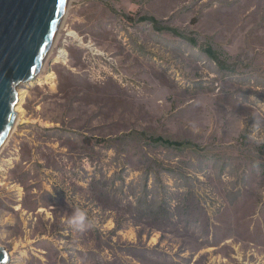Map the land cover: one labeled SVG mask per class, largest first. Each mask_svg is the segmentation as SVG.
<instances>
[{"label":"rangeland","instance_id":"obj_1","mask_svg":"<svg viewBox=\"0 0 264 264\" xmlns=\"http://www.w3.org/2000/svg\"><path fill=\"white\" fill-rule=\"evenodd\" d=\"M18 93L7 264H264V0H70Z\"/></svg>","mask_w":264,"mask_h":264},{"label":"water","instance_id":"obj_2","mask_svg":"<svg viewBox=\"0 0 264 264\" xmlns=\"http://www.w3.org/2000/svg\"><path fill=\"white\" fill-rule=\"evenodd\" d=\"M70 0H0V151L18 114V88L34 80L56 40ZM0 247V264L9 262Z\"/></svg>","mask_w":264,"mask_h":264},{"label":"clouds","instance_id":"obj_3","mask_svg":"<svg viewBox=\"0 0 264 264\" xmlns=\"http://www.w3.org/2000/svg\"><path fill=\"white\" fill-rule=\"evenodd\" d=\"M82 220H83V213H81L79 210H77V212H76L73 220L71 221V223L73 225H79V224H81Z\"/></svg>","mask_w":264,"mask_h":264},{"label":"trees","instance_id":"obj_4","mask_svg":"<svg viewBox=\"0 0 264 264\" xmlns=\"http://www.w3.org/2000/svg\"><path fill=\"white\" fill-rule=\"evenodd\" d=\"M209 55L212 56V57H214L215 59H218L219 58V56L217 54H215V52L212 51V50H210V49H209Z\"/></svg>","mask_w":264,"mask_h":264},{"label":"bare ground","instance_id":"obj_5","mask_svg":"<svg viewBox=\"0 0 264 264\" xmlns=\"http://www.w3.org/2000/svg\"><path fill=\"white\" fill-rule=\"evenodd\" d=\"M18 105H19V103L17 104V106H18ZM17 106H16V108H17ZM16 108H15L16 113H17V112H20L19 107H18L17 109H16ZM15 124H17V120H16ZM14 127H15V125H14ZM13 129H14V128H13Z\"/></svg>","mask_w":264,"mask_h":264}]
</instances>
